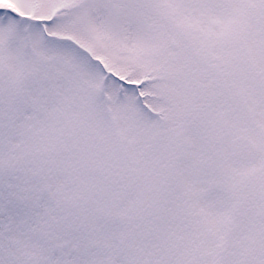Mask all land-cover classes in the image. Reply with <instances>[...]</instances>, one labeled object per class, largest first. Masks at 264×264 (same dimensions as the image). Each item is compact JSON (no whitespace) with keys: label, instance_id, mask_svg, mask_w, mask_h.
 I'll return each instance as SVG.
<instances>
[{"label":"snow or ice","instance_id":"6c2138e0","mask_svg":"<svg viewBox=\"0 0 264 264\" xmlns=\"http://www.w3.org/2000/svg\"><path fill=\"white\" fill-rule=\"evenodd\" d=\"M0 264H264V0H0Z\"/></svg>","mask_w":264,"mask_h":264}]
</instances>
